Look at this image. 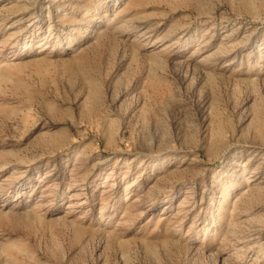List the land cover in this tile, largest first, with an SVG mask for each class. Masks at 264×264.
<instances>
[{
	"label": "rangeland",
	"instance_id": "374dc122",
	"mask_svg": "<svg viewBox=\"0 0 264 264\" xmlns=\"http://www.w3.org/2000/svg\"><path fill=\"white\" fill-rule=\"evenodd\" d=\"M0 264H264V0H0Z\"/></svg>",
	"mask_w": 264,
	"mask_h": 264
},
{
	"label": "bare ground",
	"instance_id": "6f19581e",
	"mask_svg": "<svg viewBox=\"0 0 264 264\" xmlns=\"http://www.w3.org/2000/svg\"><path fill=\"white\" fill-rule=\"evenodd\" d=\"M105 34H106L105 31H103V32L100 33V35H99L98 37H101V35H102V36H103V35L105 36ZM15 172H17L16 169H14V171H13L12 173H15Z\"/></svg>",
	"mask_w": 264,
	"mask_h": 264
}]
</instances>
